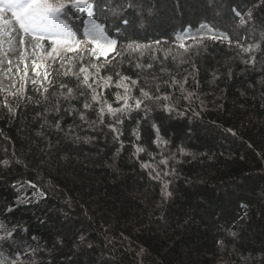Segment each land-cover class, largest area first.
I'll list each match as a JSON object with an SVG mask.
<instances>
[{
    "label": "trees",
    "instance_id": "trees-1",
    "mask_svg": "<svg viewBox=\"0 0 264 264\" xmlns=\"http://www.w3.org/2000/svg\"><path fill=\"white\" fill-rule=\"evenodd\" d=\"M93 2L119 38L100 73L112 84H93L97 94L119 107L115 83L128 76L133 96L160 99L102 122L83 74L62 75L78 66L49 62L56 82L45 93L31 83L32 52L20 65L4 60L15 85L0 87V237L18 231L0 240V262L264 264V0ZM221 33L233 42L206 38ZM144 163L170 175L152 179ZM28 184L40 195L20 203Z\"/></svg>",
    "mask_w": 264,
    "mask_h": 264
},
{
    "label": "snow or ice",
    "instance_id": "snow-or-ice-1",
    "mask_svg": "<svg viewBox=\"0 0 264 264\" xmlns=\"http://www.w3.org/2000/svg\"><path fill=\"white\" fill-rule=\"evenodd\" d=\"M95 7L96 5L93 0H0V35L6 32L10 35L13 21L18 25L21 33L19 36L21 48H31L33 56L37 57L40 62L38 64L37 59L32 60V71L36 76V79L31 81L33 86L38 85L43 92L47 93L49 87L45 85L51 86L56 82L54 78L50 79V77H54L55 69L53 68L52 71L49 70V62H51L52 66L57 62H59L61 67L66 63L76 65L79 67L78 73L73 72L72 68H68L62 75L67 77L71 73L79 77L80 74H83L82 84L92 90L91 100L101 104L100 116L102 122L105 112H107V114L115 119L116 123H123L120 117L134 110H139L142 105H144L145 100H159L160 97H153L143 88L140 89V97L133 96L132 89L137 85L138 81L128 76H121L115 83L117 89H123V93L118 91L115 95L117 103L123 101L119 107H113L102 95L97 94L93 84H95L97 88L103 89H107L112 84L111 76L103 77L100 73L110 61H114L116 55H119L117 51L119 38L109 33L107 20L102 23L96 18ZM131 7L132 6L129 5V8ZM86 8L90 10L91 16L84 12ZM5 10L11 12L13 21H5L3 19L2 14ZM77 12L83 13L85 17L83 19L82 29L79 23L81 17L76 15ZM121 21L125 25L131 23V21L124 17H121ZM209 30L215 32V29L211 26ZM25 37H30V40H26ZM206 38L210 40H227L229 43L233 42L230 35L226 33L210 35ZM188 39H199L202 41L205 37H188ZM2 43L3 42L0 41V44ZM156 43L159 42L157 41ZM236 43L239 44V41H236ZM180 46L186 47L183 43ZM128 47L135 50V47L141 46L136 44V42H132ZM241 47L243 48L242 45ZM251 50V45L247 48H243V51L246 53ZM69 53L72 55H69ZM20 58L21 60L24 59V52L21 53ZM85 58H87V60ZM101 58H103L102 62ZM254 62L255 60L253 58L252 63ZM39 67H44L45 69L42 80L40 79V72L37 71ZM136 67L140 68L141 65L137 64ZM148 67H151V65H148ZM89 69H93L94 71L90 72ZM8 71H11V68H9ZM89 76L93 77L91 83L89 82ZM24 77H27V66H25ZM24 77H22V79H24ZM129 80H131V87L126 83V81ZM173 83H175V81H173ZM60 87L67 88L68 97L72 95V87L63 83L60 84ZM77 87H80L79 82ZM182 87L183 85H181V88ZM23 88L24 85H21L22 91ZM80 95L84 96L85 92L81 91ZM164 99H167V97L165 96ZM84 107L88 108L90 105L85 103ZM168 110L169 112L172 111L171 108ZM145 111L147 112L148 109L145 108ZM81 118L83 119V116ZM109 127L112 131H117L115 124H110ZM137 139H140V137L137 136ZM154 143H159V141H154ZM136 151L139 153L144 151V149L142 147H136ZM181 154L184 153L182 152ZM159 164L167 166L169 164L168 158L160 159ZM142 167L151 169L149 175L152 179H159L161 175L164 177L170 175V172H162L152 163H144ZM32 195L34 196L35 193ZM18 199L23 201L24 198L18 197ZM3 227L4 225L0 224V228ZM16 231L18 230L7 232L5 236L0 237V240L14 238ZM19 255L20 253L18 252L17 256ZM0 264H2V262H0Z\"/></svg>",
    "mask_w": 264,
    "mask_h": 264
},
{
    "label": "rangeland",
    "instance_id": "rangeland-1",
    "mask_svg": "<svg viewBox=\"0 0 264 264\" xmlns=\"http://www.w3.org/2000/svg\"><path fill=\"white\" fill-rule=\"evenodd\" d=\"M5 21H13L11 12L5 10L2 14ZM10 35L6 32L3 35H0V41L3 43L0 44V87L6 91H11L14 88L15 80L14 77L7 73L3 67L4 60H8L10 63L15 65H20V63L25 62V58L28 53L32 52L31 48H21L19 43V36L21 35L19 27L13 22L11 25ZM26 40H30V37H25ZM24 52V59L21 60V53ZM28 65V64H27ZM21 193L20 197H23V201L17 199L18 202L24 203L30 200H36L40 191L33 187L32 185H24L19 187ZM32 190V192H29ZM35 193L33 196L32 194Z\"/></svg>",
    "mask_w": 264,
    "mask_h": 264
}]
</instances>
